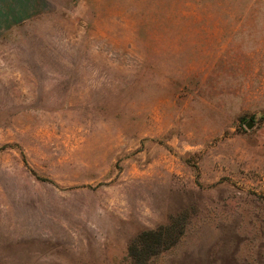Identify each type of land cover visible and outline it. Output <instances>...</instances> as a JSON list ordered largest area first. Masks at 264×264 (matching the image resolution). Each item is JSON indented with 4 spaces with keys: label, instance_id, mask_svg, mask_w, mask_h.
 <instances>
[{
    "label": "rangeland",
    "instance_id": "rangeland-1",
    "mask_svg": "<svg viewBox=\"0 0 264 264\" xmlns=\"http://www.w3.org/2000/svg\"><path fill=\"white\" fill-rule=\"evenodd\" d=\"M128 248L264 264V0H0V264Z\"/></svg>",
    "mask_w": 264,
    "mask_h": 264
},
{
    "label": "trees",
    "instance_id": "trees-1",
    "mask_svg": "<svg viewBox=\"0 0 264 264\" xmlns=\"http://www.w3.org/2000/svg\"><path fill=\"white\" fill-rule=\"evenodd\" d=\"M175 227L174 222L170 221L168 225L145 232L142 235V237H144L142 241L144 245L138 251L134 250L136 255H138L137 259L148 260L160 252L174 246L182 234V231L177 232ZM128 253L136 264H139L137 263V259H135V255H133V250L128 248Z\"/></svg>",
    "mask_w": 264,
    "mask_h": 264
},
{
    "label": "water",
    "instance_id": "water-1",
    "mask_svg": "<svg viewBox=\"0 0 264 264\" xmlns=\"http://www.w3.org/2000/svg\"><path fill=\"white\" fill-rule=\"evenodd\" d=\"M246 127L247 128H251L252 127V123L251 122L246 123Z\"/></svg>",
    "mask_w": 264,
    "mask_h": 264
}]
</instances>
